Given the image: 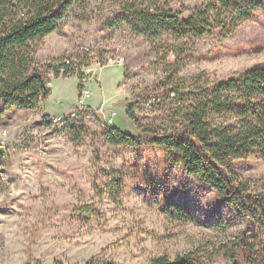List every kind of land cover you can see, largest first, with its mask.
Masks as SVG:
<instances>
[{
	"label": "rangeland",
	"instance_id": "1",
	"mask_svg": "<svg viewBox=\"0 0 264 264\" xmlns=\"http://www.w3.org/2000/svg\"><path fill=\"white\" fill-rule=\"evenodd\" d=\"M122 1H77L54 31L29 44L35 63L48 66L50 93L36 108L0 118V264H149L162 254L208 253L250 230L212 190L194 185L181 167L165 166L157 145L109 143L103 121L113 111L111 126L120 132L169 128L189 98L170 99L162 93L167 84L264 65V11L213 35L149 37L113 22ZM161 1L187 14L204 0ZM118 56L122 63L112 61ZM85 87L88 110L77 105ZM235 168L264 189V156L238 160ZM163 195L191 219L167 211Z\"/></svg>",
	"mask_w": 264,
	"mask_h": 264
},
{
	"label": "trees",
	"instance_id": "2",
	"mask_svg": "<svg viewBox=\"0 0 264 264\" xmlns=\"http://www.w3.org/2000/svg\"><path fill=\"white\" fill-rule=\"evenodd\" d=\"M77 1L82 0H0V118L13 108L34 109L50 93L48 66L35 63L28 47L33 40L54 31ZM258 8L264 11V0H204L183 14L161 0H124L113 22L125 23L132 31L149 37L167 32L175 38H198L230 31L239 20L252 19ZM178 64L179 60L173 61L171 70L176 71ZM62 67L67 70L70 64ZM59 69L52 70L56 76ZM167 85L162 93L189 98L178 108V118L169 128H144L134 135L109 126L104 131L106 140L114 145H157L165 166L181 167L194 185L212 190L219 202L248 219L250 230L208 253L190 250L174 258L162 254L149 264H219L217 255L229 264H264V189L252 187L235 168L238 160L264 156V65L245 68L226 78L200 73ZM176 96L168 95L172 100ZM131 113L129 109L127 115L134 118ZM0 153H4L2 148ZM113 186L119 187L117 180ZM161 201L167 211L191 219L167 195ZM85 264L117 263L90 259Z\"/></svg>",
	"mask_w": 264,
	"mask_h": 264
},
{
	"label": "built area",
	"instance_id": "3",
	"mask_svg": "<svg viewBox=\"0 0 264 264\" xmlns=\"http://www.w3.org/2000/svg\"><path fill=\"white\" fill-rule=\"evenodd\" d=\"M66 63H68V60H65ZM116 63H122L123 62V58L118 56L116 57L114 60H112ZM97 65H98V68L99 69H102V67L104 65H102L99 61H97ZM90 97V89L89 88H82L78 98H77V105H78V109H89L88 108V104H87V100L88 98ZM114 115H115V112H110L108 114L107 117L104 118V121H103V124L106 126V127H109L112 125L113 123V119H114Z\"/></svg>",
	"mask_w": 264,
	"mask_h": 264
}]
</instances>
